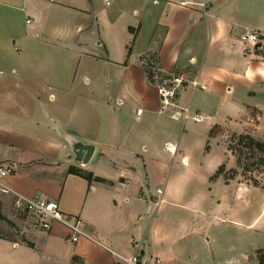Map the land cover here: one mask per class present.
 Returning <instances> with one entry per match:
<instances>
[{
	"label": "crops",
	"instance_id": "crops-1",
	"mask_svg": "<svg viewBox=\"0 0 264 264\" xmlns=\"http://www.w3.org/2000/svg\"><path fill=\"white\" fill-rule=\"evenodd\" d=\"M254 33L264 38V0H0V166L12 169L0 264H114L112 253L134 252L201 264L195 244L237 224L222 200L243 192L236 176L214 177L237 163L212 132L241 134L257 110V134L264 114V39H243ZM150 62L204 86L180 92L187 119L161 111ZM68 139L94 146L86 165ZM13 194L55 202L79 222L77 239L57 222L39 230Z\"/></svg>",
	"mask_w": 264,
	"mask_h": 264
},
{
	"label": "rangeland",
	"instance_id": "rangeland-1",
	"mask_svg": "<svg viewBox=\"0 0 264 264\" xmlns=\"http://www.w3.org/2000/svg\"><path fill=\"white\" fill-rule=\"evenodd\" d=\"M256 36V44L261 46L259 44H262L261 41L264 38L257 34ZM260 52H264V45ZM262 102L261 97L255 98L254 103ZM259 114L257 110L251 112L252 117L247 130L241 134L247 133L258 140H264V114L260 117L259 131L255 134ZM234 134L236 133L221 129H214L212 132L213 137L226 148L230 141H233ZM248 158L249 160L242 157V165H249L247 171H243L239 166L233 170L236 178H239V182L242 183L243 192L239 195L236 193L235 197L226 193L222 200L225 208L231 207L234 210L232 215L237 224L225 223L213 229V236L209 243L195 244L194 251L197 252L201 264H222L228 258H235L236 264H256V251L262 249L264 243V190L260 187L264 186V168L253 165L255 158L249 156ZM253 180H257L259 187L252 186ZM32 223L36 225L34 219ZM3 227L16 236H21L22 230L9 222H6Z\"/></svg>",
	"mask_w": 264,
	"mask_h": 264
},
{
	"label": "built area",
	"instance_id": "built-area-1",
	"mask_svg": "<svg viewBox=\"0 0 264 264\" xmlns=\"http://www.w3.org/2000/svg\"><path fill=\"white\" fill-rule=\"evenodd\" d=\"M247 42L253 45L257 42L256 33L243 37ZM147 76L149 83L154 85L157 89L159 96V102L161 105V111L170 112L173 117L181 115L184 119L188 118L187 110H178V96L184 89L186 84L190 83L194 87L204 89V86L199 85L195 80H190L189 76L185 72L163 74L155 69V66L150 62L147 64ZM136 114H140V110L136 111ZM192 121L198 123L201 122V117L198 115L192 116ZM166 150L169 153H175V147L170 144H166ZM12 172L9 166H0V193H10V189L4 184V179ZM157 193L161 195V190H157ZM14 195V207L17 211L31 216L36 221V226L39 230L47 231L53 222L60 223L71 231V240L75 241L78 230V221H73L67 216H64L59 209V206L52 201H48L39 197L25 198L17 194ZM157 199L155 204H158ZM115 262L114 264H161L158 258L151 259V262H146L142 259L139 253L134 252L129 256H122L112 253Z\"/></svg>",
	"mask_w": 264,
	"mask_h": 264
},
{
	"label": "trees",
	"instance_id": "trees-1",
	"mask_svg": "<svg viewBox=\"0 0 264 264\" xmlns=\"http://www.w3.org/2000/svg\"><path fill=\"white\" fill-rule=\"evenodd\" d=\"M205 149L207 150L208 147ZM227 151H229L231 155L236 158L237 166L242 168L243 171H247L249 169V165H242V157L249 160L248 156L255 158L253 165L257 166L258 168H264V141L258 140L250 134H234L233 141H230L227 146ZM68 173L80 176L88 182H104L103 179L93 177L91 173L84 172L75 167H70L68 169ZM220 174H224L226 180L233 179L235 176L233 170L225 172V167L223 165L219 167L214 177H217ZM252 186L255 188L259 187L257 180H253ZM260 187L264 190V186ZM256 264H264V243L263 248L256 251Z\"/></svg>",
	"mask_w": 264,
	"mask_h": 264
},
{
	"label": "water",
	"instance_id": "water-1",
	"mask_svg": "<svg viewBox=\"0 0 264 264\" xmlns=\"http://www.w3.org/2000/svg\"><path fill=\"white\" fill-rule=\"evenodd\" d=\"M67 143L73 157V162L86 165L94 152V146L83 144L75 139H68Z\"/></svg>",
	"mask_w": 264,
	"mask_h": 264
}]
</instances>
